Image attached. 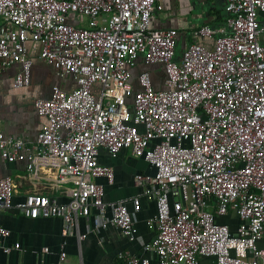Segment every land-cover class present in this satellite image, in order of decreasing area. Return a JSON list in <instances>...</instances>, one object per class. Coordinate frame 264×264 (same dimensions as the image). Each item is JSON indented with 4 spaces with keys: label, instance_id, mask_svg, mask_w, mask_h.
Listing matches in <instances>:
<instances>
[{
    "label": "built area",
    "instance_id": "built-area-1",
    "mask_svg": "<svg viewBox=\"0 0 264 264\" xmlns=\"http://www.w3.org/2000/svg\"><path fill=\"white\" fill-rule=\"evenodd\" d=\"M224 8L222 23L196 26L180 49L177 28L151 26L162 0H0V71L19 63L14 85H28L34 43L60 77L76 81L35 100L47 123L34 140L0 131L3 159L51 185L70 184L66 202L24 194L16 205L24 216L62 219L64 237L91 216L95 229L113 225L133 240L146 195L157 208L145 245L155 260L123 249L125 264H264V0H225ZM139 59L163 66L165 88H154L148 70L133 82ZM101 149L113 157L130 150L154 168L134 175L141 193L104 199L95 178L113 183L115 172L99 161ZM14 192L13 177L0 178V209ZM229 213L235 230L218 220ZM10 233L0 225L6 254ZM67 259L62 245L56 264H79Z\"/></svg>",
    "mask_w": 264,
    "mask_h": 264
},
{
    "label": "crops",
    "instance_id": "crops-1",
    "mask_svg": "<svg viewBox=\"0 0 264 264\" xmlns=\"http://www.w3.org/2000/svg\"><path fill=\"white\" fill-rule=\"evenodd\" d=\"M196 1L204 2V10L193 13L192 6ZM163 9L156 11L151 17V26L155 28L175 27L179 30V44L182 45L189 38V32L204 23L215 20V8H223L225 0H162ZM207 3V4H205ZM210 14L213 16L208 17ZM264 17V15H261ZM220 24V23H219ZM199 41L212 46L213 39L202 37ZM264 43V35L262 36ZM29 53L32 58L30 83L22 87H16L14 80L16 73L21 69L19 63L0 71V131L8 136H24L34 140L38 132L47 123V118L38 114L35 108V100L39 97H49L51 87L59 84L66 89L76 86L73 77H60L55 67L39 57V46L29 43ZM181 49V48H180ZM148 70L152 77L154 88H165V71L161 64H145L139 59L132 69L133 82L137 84V76ZM99 161L114 168L115 178L109 183L105 177H97L95 181L105 187L104 199L108 202L119 201L133 197L141 193V189L134 183V175L138 172L153 173L155 170L143 158L135 157L130 150L123 149L113 157L105 149H101ZM11 175L15 183V194L12 206L0 209V225L11 230L8 237L4 238L3 245L12 247L6 254L0 247V264H56L64 245L70 263L78 259L79 264H125L118 257V252L130 249L139 255L149 257L151 262L155 260L152 251L145 250L155 234V229L147 224V219L157 212L155 201L141 195V209L134 213L137 234L135 239L125 237L116 226L95 229L92 217H80L73 235H62L63 222L58 217L31 218L24 216L17 203L22 196L31 191H38L55 197L59 202L68 200V188L70 184L55 186L49 184L42 177L34 178L27 174L22 162H9L0 155V178ZM133 210L132 203H128ZM219 221L227 222L232 230L238 225L235 213L229 218L220 217ZM85 234L83 238L78 235ZM15 243H20L17 249ZM260 247H264V236L258 241ZM48 246L50 250L43 252L42 247ZM201 264H212L211 259L202 258Z\"/></svg>",
    "mask_w": 264,
    "mask_h": 264
},
{
    "label": "trees",
    "instance_id": "trees-1",
    "mask_svg": "<svg viewBox=\"0 0 264 264\" xmlns=\"http://www.w3.org/2000/svg\"><path fill=\"white\" fill-rule=\"evenodd\" d=\"M215 13L216 15L215 16V20H211V22H208V24H211V25H217L219 23H222L226 17V12H225V8H215ZM213 16V14H210L208 17H211ZM207 23V22H206ZM182 45L179 44V48H182L181 47ZM233 214V213H229L227 216H224L225 218H229L230 215ZM221 219L220 217H218V220Z\"/></svg>",
    "mask_w": 264,
    "mask_h": 264
},
{
    "label": "rangeland",
    "instance_id": "rangeland-1",
    "mask_svg": "<svg viewBox=\"0 0 264 264\" xmlns=\"http://www.w3.org/2000/svg\"><path fill=\"white\" fill-rule=\"evenodd\" d=\"M203 4H204V2H201V1H196L195 3H194V5L192 6V8H193V13H196V12H200V11H202V10H204V8H203ZM205 4H207V3H205ZM182 47V46H181Z\"/></svg>",
    "mask_w": 264,
    "mask_h": 264
}]
</instances>
